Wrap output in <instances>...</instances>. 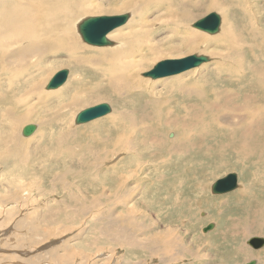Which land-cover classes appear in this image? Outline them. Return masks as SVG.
<instances>
[{"label":"rangeland","instance_id":"obj_1","mask_svg":"<svg viewBox=\"0 0 264 264\" xmlns=\"http://www.w3.org/2000/svg\"><path fill=\"white\" fill-rule=\"evenodd\" d=\"M69 1L71 2V0ZM130 1H132L131 7L126 8V9L120 7L121 0L101 1L103 3L102 5L103 13L100 12L96 14H81L80 16L74 19L72 23V27H74V34H76V36L78 37L77 40L79 44L83 46L84 49L80 48L78 51H76L74 48L76 52L69 50L71 54H68L64 50L56 51L57 47H65L67 45V42L66 41H53L50 38L48 39L49 42H55L57 44L54 46V49L44 51L45 56L43 58H46V59L43 61V63L38 68H35L34 70H32L31 76L38 79L37 80L38 84L35 89L44 91V92L45 91L49 92L51 90L45 89V85L48 82L49 78L55 73V71H58L59 69H62V68H67L69 70V74L67 76L66 81L63 84L64 85L63 88L65 89L57 88L58 89L57 91L62 89L59 92V94H63L67 96V104L65 106L58 105L56 104L57 102L50 103L52 102L53 99H48V101L46 102V108L42 109V106L44 104L42 103L38 105V103H41V102L36 101L37 103H36V108H35L36 112H35L34 109L32 108V103L29 102L31 99L28 100L27 98V101H25L22 98L24 94V90L26 88H29V86L27 87V81L31 80L30 75H29L30 73H28L27 71H23V74L21 73L17 75L16 78L18 79H14L15 76L14 77L11 76L9 78L10 80L7 78V76H4L2 73H0V135L5 138V142L10 141V139L14 138L15 143L16 142L20 143L22 145V149L19 148L20 154H23V151L26 153V156L29 154H32V155H29V157H27L28 159H27L26 164H24L23 166H18L12 160L10 159L6 160L4 158V151L7 150L9 147L14 148L10 143L7 144V146L3 145L5 147H1L2 150L0 149V156H1L0 159H2L0 160V185H1L0 186V198L2 200L6 199L5 201L8 200L10 202H13L14 200L16 201V203L13 202L14 205H11V204L7 205V206L11 205L9 210H11V212L12 211L14 212V213L12 212L13 213L12 216L14 217L11 216L12 213L8 216V215H5V213L0 210V215H1L0 218L2 219V215L3 217L6 216L4 220L5 223L2 221L3 223L1 226L3 228L2 227H1L2 229L0 228L1 229L0 232L2 230L3 231L7 230V233L9 232L8 235L6 233L7 235L6 236L7 238L5 237L6 244L3 242H1L0 244V247H1L0 253L3 252L0 254V255L3 254L0 257H4V259L2 260L0 258V264H10V263L13 264V261H14V264H16L15 262H17L18 258L15 259L12 257L13 252L15 251L14 248H16L15 246H13L17 242V240L15 239L16 237L19 240V242H17L18 244L20 245L21 243L24 244V247L21 245L22 247H20L19 250L22 249L23 251H26V252L30 250L28 252L29 253L28 258H30V261L25 262L22 260L23 261L22 264H33V263L36 264L37 262L40 263L41 261H37L34 256L38 254L39 256L43 257L44 250L41 247L47 246L52 241H56V240L58 241V238L62 240L61 244L56 249H54V252L55 251L57 252L58 258L55 260L49 259L48 262L45 264H48V263L49 264H63V263L64 264H80V263L81 264H94V263L95 264H103V263L104 264H119V263L123 264L124 263L123 261H127L128 264H137V263L138 264H167V263L168 264H172V263L173 264H187V263L188 264H191V263L192 264H245L246 262L252 259L255 260V264H264V245L260 248H252L251 246H247L248 244H246V239L250 236H258V237L264 238V211L253 210L254 208L260 207V205L261 207H264V184H263L264 183V160L263 159L260 160L259 158H257L258 152H256L255 154L252 153V154L247 155L246 161H242L241 159H238L239 156L236 155L233 150H230L225 147L224 149L213 148L214 149L213 150L212 148H210L206 150V148H204L205 135L208 132H211L213 130L212 126L214 124L207 126L209 128L205 129L202 123V120H201L202 118V111H201L199 112V115L196 117H194L193 114H191L190 117L186 119V121H183L181 118L177 120L179 121V124H180L179 125L180 128L178 127V130L177 128H173V127H170L169 129L168 125L167 127L162 126L160 122L153 123L152 128L153 129L156 128L157 131L155 130L156 131L155 134L149 136L150 139H159V138L162 139L163 138V140H168L172 138V136L171 137L168 136V133L170 132V133H173V137L176 138V142L177 141L179 142L180 139H186V138L188 140L187 144H190L194 141L198 142L197 143L198 145L197 147H195V150H191L189 153L172 154V155H170L171 153H160L161 155L160 156L158 152H156L155 150L158 148L157 146H153V148L150 147V149L146 147L145 145L143 146V143L145 144L146 138H145V135L143 134L144 127L142 128L139 127L142 125V123H139L140 121L137 123L138 125L133 126L132 128L130 126L129 119L127 120L123 119L120 117V115H118L120 111L121 112L123 111L125 113L131 112L132 115L134 114L133 118L136 117V121H138L139 116L136 111H142L143 113V107L141 106L144 104L146 99L154 100L153 102H149L147 104V112H148V115L150 116L152 104L154 102H158L160 98H167L166 96H169L170 98L172 97V99L175 101L176 99L173 98V95L174 96L175 95L179 96V94L182 95L180 90H178L179 87H182L185 84L188 86L196 84L195 87L198 89L199 88L208 89V88H211L212 86V83H211L212 80H214L215 84L216 85L218 84L219 87L225 88L228 90L221 96V101L226 102L231 106H239L241 104V101L238 98V96L244 93L243 87L245 85L251 84L254 87V89H256V85L251 83L252 79L260 83L262 82V79L258 76V74L254 76V73L251 72L250 69L253 63L254 65L255 64L258 65L261 62H262L261 64L264 63V55H263L264 54L263 52L264 51V41L262 43L263 45L262 47H259L257 49L252 48L254 51L252 49H246L244 52L241 51L242 52L241 55H238L237 53H235L234 48L232 52L228 50L225 44V42L227 41L226 33L228 31L230 32L233 29L237 31L241 30L243 26H244V30L248 29V27L249 28H259L262 31L259 29L257 30L260 33L261 32L264 33L263 31L264 30V0H250L252 4V10H254V12L250 10V7L249 8L247 7L246 11L244 12L241 4L240 6L235 5V4L231 5V3L227 5L224 0H222L225 3L223 5L224 7L222 8H215V7H210L209 5H207V6H203L202 8L192 9L193 11H196V10L198 11L190 19L189 24L187 23L186 25L182 26L180 29L181 30L186 29V30H192V31L196 30L197 34L201 36L199 39L200 42H204V41H208V42L200 43L198 46L195 47V49L193 48V50H188V51H186L184 48L181 49L182 51H178V49L177 51H170L167 49L169 47L178 46L180 43L185 42V40H182L181 35H179L178 33H175L174 35L167 37L163 33V31H160V28L164 27V18L161 15H158V18L161 21L157 25V28H156L157 30H153L152 35H151L152 41L158 38V42H159L158 44L153 45V52H154L153 55L154 56L152 55L153 57H151L149 61L145 57H141L144 60V63L143 64L140 63L143 66H142V69H140L139 71V76H138L137 81H138V85H141L142 83L141 85L142 93L140 92V89L139 91L133 90L131 91V94L129 96L121 98L118 95V92L122 89H115L113 87V83L111 80L112 75L105 72L103 68L104 64L99 62V59H100L99 54H101L100 50H111L110 48H112V46L113 48L117 46L118 40H116V38L120 34H122L124 30H126L124 27L125 25L121 26L122 28L120 27V29H117L114 33H112L111 38H109V40L112 41V45L97 46V47H94V45H90V44L83 42L79 33H77L78 31L76 27H77V23L79 20L89 15L118 14V13H123V12H129L131 14L130 17L128 18L129 21L127 20L128 21L127 25H128L131 20H133V22H137L140 18L139 14L148 13L149 10L151 9L149 7V4L146 3L145 0H130ZM174 1L178 2L177 0H174ZM15 4H16L15 1L8 0L5 4V8L8 11H10L13 5ZM175 5H177V3ZM153 10L155 12L159 11L157 8H154ZM211 11H215L221 16V24H220L219 31L217 33L210 35L204 31H199V29L197 30V28L191 25L195 20L199 19L200 17H202L203 15ZM241 11L245 13L244 16L241 13ZM135 14H137V16H135ZM169 38H180L178 40L179 43L177 44L175 41ZM252 41L254 43H257L258 39L252 40ZM24 43L28 45H32V46L37 45V41L34 39L25 40ZM166 43H167V46H166ZM162 47L164 49H167V52L158 54L157 52ZM220 51H222L223 53H220ZM190 54H205L209 56L210 61L205 62L200 67L191 69L190 72H187L185 74H180V75L173 74V76L169 75L167 77H162V78L160 77V78H155V79L142 75L143 72L151 69L158 61L162 59L178 58V57L180 58V57L190 55ZM222 57H225L228 62L226 61V63H224L222 60ZM242 58H244V61H241ZM82 59L84 61L81 63H78V61ZM227 63L235 65L238 73L241 74L239 78L234 81V83H226L225 81L227 79L226 72H223V70L224 71L227 70L226 69ZM136 78H134V80ZM206 78H208L209 80H206ZM39 80H42V82ZM203 80H206L208 82L206 84L201 83ZM261 84H264V82H262ZM148 87H151L152 90L151 91L148 90L147 92L146 90ZM174 91H177L179 94L174 93ZM94 93L98 94V98H95V97L92 98ZM48 96L52 97L53 94H50ZM10 99L13 101V103L11 102ZM14 99L15 101L22 99V101L21 102L18 101L17 104H15ZM196 100L198 104H202V101H199V99H196ZM104 101L107 102L111 107V111L108 114L100 118H96L95 120H91L90 122L88 121L86 123L78 124V125L73 124L74 123L73 117H75V114L78 111H80L81 109L85 107L97 104V102L100 103ZM187 101L189 103H191L192 101L195 103V100L187 99L183 101L181 104H178L177 101L175 103L172 101L171 103H169L170 104L169 106L166 105L165 107H168V109L169 108L179 109L180 105L184 106V104H188ZM26 103L30 104L31 106ZM29 106L31 107V110ZM159 108H156V112L160 111ZM168 109H167V112H168ZM45 111H48V112H45ZM51 111H53V113L50 116ZM72 112L74 113L70 117V119L69 117L66 118V115ZM160 112H164V111H160ZM229 113H231V111L227 109L226 112L222 114H217L214 116V118L215 120L221 121L222 123L228 125L229 122H232L228 120V118L226 117V114H229ZM15 118H18V119L14 120ZM131 121H134V120H131ZM153 121L154 120H152L151 122ZM9 122L12 123V125ZM29 122L30 123L33 122L34 124L37 125L38 127L37 131L31 137L22 136V138L24 137L23 140L19 139L21 138V134L20 132H18L19 129L21 128L23 124L25 125ZM190 128L191 129L193 128L194 131H189L191 130ZM67 130H75V132L78 133L76 141L82 144V146L84 144L85 146L87 145H90L92 147L94 146L95 150H92L93 156L94 155L98 156L100 153L102 154V151H104L105 149H109V151H112L110 156L106 157L103 160L98 158V160L94 161L92 154L91 155L86 154V153L83 154V151L77 150L78 148L80 149L82 147L81 145L79 146L78 143H75V141L70 142L69 139L68 141H64L65 139L62 138L64 135L63 133L66 132ZM183 133H185L184 136H182ZM199 133L203 135H200ZM154 136H156V138ZM207 137H206L207 145L213 143L212 137L220 138V137H216L212 135H209ZM120 138H124V142L126 141L127 144L131 142L136 146L138 145V148L140 149L137 152L133 153L131 149L126 148L127 146L126 142H125V146H123L122 143L120 144V146H118L117 141ZM140 140L141 142H139ZM75 145L77 146L76 148L73 147ZM161 146L163 148L165 146V143L162 144ZM66 147L69 148L70 152L77 153L78 156H80L82 153L81 156L83 158H81L80 156L81 162L79 163L77 162V164H73V166H71V164L68 162L64 163V161L61 159H58L59 161L55 159L56 157H59V156L61 157L66 154V152H63L65 151ZM114 147L116 149L120 148L119 150L120 151L122 150V151L120 152L117 149V152H115L112 150V148ZM70 148L73 150L75 149L77 152L72 151ZM59 150H61V152ZM62 152H63V155L61 154ZM227 152H228V156H226ZM259 152H262V149H259ZM149 157H151V159ZM90 159L92 162L90 161ZM163 159L164 161H162ZM118 161L120 164L118 163ZM85 162L87 165L85 164ZM94 162H97V163H94ZM124 162L127 164H125ZM115 164H118V165L124 164L125 168L123 169L125 170L122 172V175L125 178V185L126 186L128 185L130 188H134V190L130 194H128L127 197H125L126 199L125 202H122L120 200L119 205H116L115 206L116 208L114 207L115 209L113 210H116V211H113L115 214L114 217L116 219L123 218L122 220H118L119 223L123 226H127V228L130 229V231L133 234L143 235L142 232L144 231L145 235L144 236L141 235V237L143 238L152 240L157 237H158L157 239H164L166 237L165 239L167 240V243L170 244V245L168 244L169 252H166L165 254V251H167L166 250L167 248L163 249L162 248L163 246H161V249L157 250L156 252L154 251L153 253H148V252L145 253L141 251L140 249H127L125 247L122 248L121 245H114L110 241L109 242L106 241L104 243L97 242L94 244V242L96 241H94L93 238H95L99 234L97 227L101 225V224L98 225V223H101L100 221H98L96 227L95 225L93 226L94 222L92 221V219L94 220L100 214V213L98 214V211H95V209H93L95 213H92L94 211L89 212L90 216H89V213L86 215L81 214V216L79 215V216L73 217V219L74 218L75 219L74 220L71 219L72 221L67 220V217H66L67 215H65L64 213L62 214L57 213L55 217L56 221L54 223L48 224V225L44 223V226H42V229H40V234L38 235V237L40 236L39 237L40 240L35 239L36 243H33L35 245H33L32 243L31 244L26 243L25 238L28 237V229L25 228V231H24V227L14 226L15 220L21 217L26 218V215H27V219L33 218L36 216V214L40 210L41 212H45L46 210H48V208L53 207L57 203H59L60 206H62L63 208L67 210H69L70 207L67 208L66 203H69V202L71 203L78 202V204L80 203V205L82 203L87 205L88 203H90L91 199L95 200V198L97 199V197L98 198L100 197L99 192L103 190V183H101V180L104 183H107V181L110 179V176H106L104 178V172L108 166H113ZM63 166L65 169L63 168ZM69 168H71L72 171H71V174L68 175L67 179L64 178V181H62L61 178L59 179L58 177H60L62 173L65 170H68ZM35 172H36V175H34ZM228 172L237 173L238 187L232 191H229L223 194H213L210 190V186L212 182H214L217 178L222 177ZM88 173H89V176H88ZM160 173H162V178L159 179L158 181H155V178L158 175H160ZM18 175L19 176L21 175L20 176L21 180L24 179L25 181L21 182V180H19L20 178H16V176ZM86 175L88 176V178L85 177ZM152 179H154V181ZM33 180L35 182H33ZM49 180L53 182L51 183L49 182ZM89 180L92 182H90ZM6 185H9L11 187V190L7 192L4 191V188L6 187ZM25 187L27 190H25ZM42 191H44V193ZM81 191H84L85 193ZM96 191L97 193H95ZM68 193L75 194L76 198L74 200L73 199L69 200V198L65 197V195H67ZM48 195H50L51 197ZM86 195L89 196L90 199ZM30 197L32 198L31 201H29ZM37 198L38 199L40 198L39 201ZM63 198L67 200L65 201ZM9 199H12V201ZM17 199L19 201L20 199H22L21 201L23 202L26 201V202L25 203L19 202ZM25 199H27L28 201ZM43 202H45L44 205H43ZM126 202H128V204L125 205L124 203ZM35 203L36 204L38 203L37 204L38 206H36ZM136 203L138 205L137 206L138 210H134L131 208ZM244 204L245 206H243ZM18 205H21V206H18ZM17 206L19 208H17ZM40 206L42 207V209H40L41 208ZM126 206L128 207L125 208ZM43 209L45 211H43ZM133 210L134 212L138 211V214H134L133 212L134 214L133 215L132 214ZM139 210H140V213H139ZM17 214L21 217H19ZM93 214L94 215L96 214V215L94 216ZM154 216H158V217H154ZM191 216L192 218H190ZM78 217H80V219ZM90 218L91 220H89ZM157 218L159 221L156 220ZM163 218H165L164 221L161 220ZM126 219L130 222H127ZM12 220L14 221L11 222ZM80 220H82L83 223ZM137 221H140V222L134 223ZM6 223L8 224V226ZM208 223H214V227L205 232L202 231V227L207 225ZM242 223H246V224L248 223V225L250 226L248 233H246L245 235L244 233L246 232V230H243L244 232H242L241 230L238 232ZM59 225H61V227ZM128 225H132L131 228L133 230L135 229L134 230L135 232H133L130 226ZM174 225L177 227H175ZM152 227L157 231L153 230L151 232L150 228ZM86 229H88L89 231ZM94 229H95V232L93 231ZM18 231L20 233L19 235L20 238L18 234L16 233ZM52 231L54 233L51 234ZM177 232L180 233L181 235L178 234ZM94 233H96L97 235ZM12 234L14 235L13 237H12ZM242 234L244 237L241 236ZM58 235L60 237H58ZM149 235L150 237H148ZM160 235L162 237H160ZM65 239H68V240H65ZM88 241H90V243ZM7 242L10 244H8ZM37 244L39 246H37ZM181 244H183L184 246V249H185L184 251L181 249ZM10 245L12 246L10 247ZM28 247H31V249L30 248L27 249ZM108 249L109 251H111L109 252V255L111 254V256H108L107 257L108 259L105 258L103 260H100L99 259L100 256L97 255V252L102 251V250H108ZM203 249L209 253V257L195 258L189 252V251L205 252ZM33 251L35 252V254ZM39 251H41L42 253H40ZM124 252L127 254V257H124L123 261H121V258H118L120 259L118 260L116 258L118 257V254L124 253ZM187 252H189L190 255L187 254ZM62 253L63 255L65 254V256H63ZM184 253H186L187 255L182 256V254ZM21 254H23V252H21ZM69 254H70V257L68 256L67 258H65L66 255H69ZM83 254L88 256L87 259L85 258L86 256L82 257L84 256ZM174 254H178L176 261L169 260V258H167V256L170 257L169 255H174ZM8 256H11V257H8ZM180 256L182 257L181 259H180ZM31 257H34V258H31ZM138 260L139 261L141 260V262H139ZM61 261H63V263ZM40 264H43V263L41 262Z\"/></svg>","mask_w":264,"mask_h":264},{"label":"bare ground","instance_id":"obj_2","mask_svg":"<svg viewBox=\"0 0 264 264\" xmlns=\"http://www.w3.org/2000/svg\"><path fill=\"white\" fill-rule=\"evenodd\" d=\"M7 1L8 0H0V73H2L4 76H7L8 79L11 76L12 77L15 76L14 79H18V78H16L17 75H19L21 73L23 74V71H27L28 73H30L29 75H30V79L31 80H28L27 81V87L29 86V88H26L24 90V94H23L22 98L25 101H27V98H28V100L31 99L29 102L32 103V108L34 109L35 112H36V109H35L36 108V103L38 101L41 102V103H38V105L39 104H42V103L44 104L42 106V109H45L46 108V102L48 101V99H53L52 102H50V103H56L57 102L56 104L65 106L67 104V96H65L63 94H59V92L62 89H65V88H63L64 87V85H63L64 83L62 84V86L58 87V89L62 88L59 91H57L58 90L57 88L55 90L50 89L51 91H49V92L48 91H45V92L44 91H40V90L35 89L37 87V84H38V82H37L38 79H36L33 76H31V72L35 68H38L43 63V61L46 59V58H43L45 56L44 51H47V50H50V49H54V46L57 44L55 42H49L48 41L49 38L51 40H53V41H66L67 42V45L65 47H57L56 51H58V50H64L68 54H71L69 50H72L73 52H76L80 48L84 49V47L79 44V42L77 40L78 37L76 36V34H74V27H72V23H73L74 19L76 17L80 16L81 14H96V13H100V12L103 13V7H102L103 3L101 1H110V0H71V2L69 0H11V1H15L16 4L13 5V7H12V9L10 11H8L5 8V4H6ZM177 1L178 2H175L174 0H145V2L148 3L149 4V7L151 8L148 13H141V14H139V17H140L139 20L137 22H133V20H131L128 25H127V23H128L129 20L127 19L128 21L125 22L126 24H122V25L118 26L117 28H115V29H113V30H111L110 32L107 33V38L109 39V38H111L112 33H114L117 29H120L121 26L125 25L124 27H125L126 30H124L123 33L120 34L116 38V40H118L117 46L116 47L114 46L115 48H113V46H112V48H110L111 50H100L101 51L100 52L101 54H99V56H100L99 62L104 64V67L103 68H104L105 72H107L110 75H112L111 76V80H112V83H113V87L115 89H122V90H120L118 92V95L121 98H124V97L129 96L131 94V91H133V90L139 91V89H140V92L142 91L141 90L142 83L140 82L141 85H138V81H137L138 76H139V71H140V69H142V66H143L141 64L144 63V60L141 57H145L149 61L150 58L154 56L153 55L154 54V52H153V45L158 44L159 42H158V38H156L155 40L152 41L151 40V35H152L153 30H157L156 29L157 28V25L161 21L158 18V15H161L164 18V27L163 28H160V31H163V33L167 37H170V36L174 35L175 33H178L179 35H181V39L182 40H185V42L180 43L178 46L169 47L167 49L170 50V51H177V49H178V51H182L181 49L184 48L186 51H188V50H193V48L195 49V47L198 46L200 43H204V42L207 43L208 42V41L200 42L199 39H200L201 36L199 34H197L196 30L192 31V30H186V29H182L181 30L180 29L182 26L186 25L187 23L189 24L190 19L198 11V10L193 11L192 9L202 8L203 6H207V5H209L210 7L222 8V7H224L223 5L225 4L222 0H177ZM224 1L226 2L227 5L229 3H231V5L235 4V5H239L240 6V4H241L242 7H243L244 12L246 11L247 7L248 8L250 7V10L254 12V10H252V4H251L250 0H224ZM176 3H177V5H175ZM131 5H132V1H130V0H121V3H120V7L121 8H124V9L130 8ZM154 8H157L159 11L158 12H155L153 10ZM244 12L241 11V13L243 14V16L245 14ZM135 16H137V14H135ZM255 19H257V18H255ZM257 29H259V28H249L248 27V29H245L244 30V26H243L241 30H238L237 31V30L233 29L230 32L228 31L226 33V36H227L226 39H227V41L225 42L228 50L230 52H232L233 51V48H234L235 53H237L238 55H241L242 52H244L246 49H252V48L257 49L259 47H262L263 46L262 43L264 41V33L261 32L262 33L261 34ZM259 30H261V29H259ZM199 31H203V30H200L199 29ZM108 34H109V36H108ZM208 34H210V33H208ZM32 39H34V40L37 41V45L36 46H32V45H28V44H25L24 43L25 40H32ZM169 39L175 41L178 44L179 43L178 40L180 38H169ZM257 39H258V42L257 43H254L252 41V40H257ZM166 46H167V43H166ZM94 47H97V46H94ZM74 48H75L76 51L74 50ZM167 49H164L162 47L157 53L158 54H161V53L167 52ZM253 51H252V53H253ZM220 53H223V52L220 51ZM255 53H257V52H255ZM222 60H223L224 63H226V61H227V59L225 57H222ZM83 61H84L83 59L82 60H79L78 63H81ZM209 61H210V58H209ZM241 61H244V58H242ZM204 63L205 62H202L199 66H196V67H200ZM261 63L258 64V65H256V64L254 65V63H253V65H251V69L250 70H251V72L254 73V76H256L258 74V76L262 79V82H264V63L263 64H261ZM196 67H193L191 69H195ZM191 69H187V70L182 71V72L177 73V74L178 75L185 74L187 72H190ZM226 69L228 71L227 70L224 71L223 69H221V70H223V72H226V78H227L225 80L226 83H234V81L236 79H238L239 76L241 75L240 73H238L237 68L233 64L227 63V68ZM28 73H26V74H28ZM164 77H167V76H164ZM134 78H136V79L134 80ZM144 79H146V78H144ZM206 80H209V79L206 78ZM206 80H203L201 83H205L206 84L208 82ZM39 81L42 82V80H39ZM143 83H144V81H143ZM211 83H212V86H211V88H208V89L207 88H203V89L199 88L198 89V88L195 87L196 84L195 85H190V86H188V85L185 84L182 87H179V88L177 87L178 90H180V92L182 93V95H180L177 91H174V93H178L179 94V96L178 95H175V96L173 95V98L176 99L175 101L172 99V97L170 98L169 96H166L167 98H160L158 100V102H154L152 104L151 115L150 116L148 115V112H147V104L149 102H153L154 100L153 99L152 100L151 99H146L145 102H144V104L141 106V107H143V113H142V111H136L138 113V116H139V120L138 121H136V117L133 118V115L134 114L132 115L131 112L125 113L123 111L122 112L120 111L118 115H120V117L123 118V119H126V120L129 119L130 126L132 128H133V126L138 125L137 123L139 121H140L139 123H142V125L139 126V127L140 128L144 127L143 134L145 135V138H146L145 139L146 140L145 141V144L143 143V146L145 145L149 149H150V147L153 148V146H157L158 148L157 149L154 148V149L156 150V152H158L159 155H160V153H171L170 155H172V154L189 153L191 150H195V147H197V145H198L197 143L198 142L197 141H194V142H192L190 144H187L188 143L187 138L186 139H180L179 142L178 141L176 142V138L173 137V133H170V132L168 133V136L170 135L169 137L172 136V138H170L168 140H163V138L162 139L161 138H159V139H150L149 136L155 134V132L157 131L156 128L155 129L152 128L153 127V123L160 122L162 126L167 127V125H168L169 129H170V127H173V128H177V130H178V127H179L180 124H179V121H177V120H179L181 118L183 121H186V119H188L191 114H193V116L196 117V116L199 115V112L202 111V118H201V120H202V123L204 125V128L207 129V128H209L207 126H210L211 124H214L212 126L213 127V130L211 132H208L207 133L208 135L207 134L205 135L204 148H206V150L207 149H210V148H212V149L213 148L224 149V147H225V148H228L230 150H233L234 153L239 156L238 159H241L242 161H246L247 155L252 154V153L255 154L256 152H258L257 158H259L260 160H262V159L264 160V84H261L260 82L255 81V80L252 79L251 80V83H253V84L256 85V89H254V87L251 84L250 85H245L243 87L244 93L243 94H240L238 96V98L241 101V104L239 106H231L228 103L221 101V96L225 92H227L228 90L225 89V88L219 87L218 84L216 85L215 82H214V80H212ZM13 85H15V84H13ZM8 86H10V85H8ZM32 87H34V88H32ZM125 90H127V91H125ZM148 90L151 91L152 90L151 87H148L146 91L148 92ZM97 93L96 94L94 93L93 96H92V98L93 97L98 98V94ZM50 94H53V96L52 97L48 96ZM187 99H189V100H195V103L193 101H192L193 103L191 101H190L191 103H189L187 101L188 104H184V106L183 105H180V108L179 109H172V108H169L168 109V107H165L166 105L169 106L170 105L169 103H171L172 101L174 103L177 101L178 104H181L183 101H185ZM196 99H199V101H202V104H198V102H197ZM18 101L21 102L22 99L21 100H18ZM18 101H15V99H14V103L15 104H17ZM11 102L13 103L12 100H11ZM26 104H28V103H26ZM28 105H30V104H28ZM156 108H159L160 111H164V112H160V111L156 112ZM138 109H140V108H138ZM167 109H168V112H167ZM227 109L229 111H231V113L226 114V117L228 118V120H230L232 122H229L228 125H227V124L222 123L221 121L215 120V118H214L215 115L222 114V113L226 112ZM30 110H31V107H30ZM48 111H45V112H48ZM52 113H53V111H51L50 116L52 115ZM73 113L74 112L68 113L66 115V118L69 117V119H70V117L73 115ZM134 113H135V111H134ZM37 115H35V116H37ZM258 118H260V119H258ZM17 119L18 118H15L14 120H17ZM93 120H95V119H93ZM131 120H134V121H131ZM152 120H154V121L151 122ZM12 123H10V124L12 125ZM23 126H24V124L21 126V128L18 131V132H20V134H21V129H22ZM37 128H36V130L31 135H29L27 137H31L32 135H34L35 132L37 131ZM85 129H86V127H85ZM192 129L189 130V131H194V129L193 130ZM96 131H97V129H96ZM184 131H186V130H184ZM63 134H64L63 137L62 136L61 137L65 139L64 141H68V139H69L70 142H74L75 141V143H78L76 141V138L78 136V133H76L75 130H67ZM184 134L185 133H183L182 136H184ZM135 135H136V133H135ZM200 135H203V134H200ZM209 135L216 136V137H220V138H214V137H212L213 138V141H212L213 143L207 145L206 137L209 136ZM2 137L3 136L0 135V149L1 150H2L1 147H5L3 145H6L7 146V144H9V143L14 147V148L9 147L7 150L4 151V158L6 160H8V159L12 160L18 166H23L24 164H26L27 163V159H28L27 157H29V155H32V154H29V155L26 156V153L24 151H23V154H20L19 148L22 149V145L20 143H17V142L15 143L14 138L10 139V141L5 142V138L4 137L2 138ZM121 137H123V136H121ZM154 137L156 138V136H154ZM23 138H22V134H21V138H19V139L23 140ZM117 142H118V144H117L118 146H120L121 143L123 144V146H125V142L126 141L124 142V138H120V139H118ZM139 142H141V140ZM164 143H165V146L162 148L161 145L164 144ZM68 144H69V142H68ZM126 144H127V142H126ZM76 145L73 146V147L76 148L77 147ZM78 145L79 146L80 145L82 146V144H80V143H78ZM199 146H201V145H199ZM126 148L131 149L133 153L137 152L140 149V148H138V145L136 146V145H134L131 142L127 144ZM117 149L115 147L112 148V150L115 151V152H117ZM259 149H262V152H259ZM71 150L72 151H76L75 149L74 150L71 149ZM77 150L83 151V154L86 153V154L91 155L92 154V150H95V148H94V146L93 147L90 146V145L85 146V144H84L80 149L78 148ZM59 151L61 152V150H59ZM152 151H154V150H152ZM63 152H66V154L64 156H61L60 157L58 155L59 157H56L55 159H57V160L58 159H61V160L64 161V163L65 162H68V163L71 164V166H73V164H77V162L78 163L81 162L80 156L82 155V153H81L80 156H78L77 153L70 152L68 147H66L65 148V151H63ZM63 152L61 153L62 155H63ZM111 152L112 151H109V149H105L104 151H102V154L100 153L98 156H96V155L93 156V154H92L93 160L96 161V160H98V158L103 160L106 157H109L110 154H111ZM148 152H150V151H148ZM128 153H130V152H128ZM141 153H143V152H141ZM143 154H145V153H143ZM221 156H223V155H221ZM226 156H228V152L226 153ZM81 158H83V157L81 156ZM149 158L151 159V157H149ZM165 158H167V157H165ZM108 159H110V158H108ZM0 160H2V159H0ZM155 160H156V158H155ZM256 160H258V159H256ZM90 161H91V159H90ZM162 161H164V159ZM227 161H229V160H227ZM4 162H5V160H4ZM94 163H97V162H94ZM118 163H119V161H118ZM85 164H86V162H85ZM125 164H127V163H125ZM129 167H131V166H129ZM129 167H128V169H129ZM63 168H64V166H63ZM81 168H82V166H81ZM123 168H125L124 164L123 165L122 164L121 165L115 164L113 166H108L106 168V170L104 172V178L106 176H110V179L107 181V183H104L101 180V183H103V190H101L99 192L100 193L99 194L100 197L99 198L97 197V199L95 198V200L94 199L93 200L91 199L90 203H88L87 205H85L84 203H82L80 205V203L78 204V202L77 203H71V202L68 201L69 203H66V205H67V208L68 207H70V208H69V210H67V209L63 208L62 206H60L59 203H57L53 207L48 208V210H46V211L44 210L45 209L44 208L43 211H45V212H41V210H40L39 212H41V213L38 212L35 217L30 218V219H27V215H26V218H22L21 216H19L17 214L21 218H19L17 220L14 219L15 220L14 226L24 227V231H25V228H27L28 229V237L25 238L26 243L27 244L28 243H30V244L32 243L33 244V243H36V240L35 239H39L40 236L38 237V235L40 234V229H42V226H44V223H46L47 225L54 223L56 221L55 220L56 219L55 217H56L57 213H60V214L64 213L65 215H67L66 216L67 217V220L70 221L71 219H73V217H76V216H79V215L81 216V214H83V215L85 214L86 215L90 211H94L93 209H95V211H98V214L99 213L100 214L96 218L93 217V218H95L94 220L92 219V221L94 222L93 226L95 225V227H96L98 221L101 222V223H98V225L99 224H101V225H99L97 227V230L99 231V234L96 232L98 234V236H96L95 238H93L94 241H96V242H94V244L97 243V242H103L104 243L106 241H108V242L110 241L114 245H121L122 248L125 247L127 249H140L141 251H143L145 253L146 252L153 253L154 251L156 252L157 250L161 249V246H163L162 247L163 249H166L167 248L166 249L167 251H165V254H166V252H169V250H168L169 249L168 248V244L169 243H167V240L165 239L166 237L164 239H157L158 237L157 238H154V236H155L154 235L153 236L154 239H152V240H149L147 238H143V237H141L142 234H139L140 236L139 235H136V234H133L130 231V229L127 228V226L121 225L118 220H122L123 218L120 219L118 217L119 219H116L114 217L115 214H114L113 211H116V210H113V209L116 208L115 206L116 205H119L120 200L122 202H125L126 201L125 197H127V195L130 194L134 190V188H130L128 185L127 186L125 185V178L122 175V172L125 169H123ZM103 170H104V168H103ZM71 171H72L71 168H69L68 170H65L62 173V175L60 174L61 176L58 177V178L59 179L61 178V180L64 181V178L67 179L68 175L71 174ZM57 172H59V171H57ZM95 173H96V171H95ZM125 174H127V173H125ZM34 175H36V172H35ZM20 176L18 175V176H16V178H20ZM88 176H89V173H88ZM88 176L86 175L85 177L88 178ZM102 177H103V175H102ZM161 178H162V173H160V175H158L155 178V181H158ZM19 180H21V178ZM152 180L154 181V179H152ZM1 181H3V180H1ZM22 181H25V180L23 179V180H21V182ZM42 181H43V179H42ZM33 182H35V181L33 180ZM49 182H51V181L49 180ZM90 182H92V181H90ZM75 187H76V185H75ZM9 190H11V187L9 185H6V187L4 188V191L7 192ZM25 190H27L26 187H25ZM48 191H50V190H48ZM97 191H99V190H97ZM97 191L95 193H97ZM28 192H30V191H28ZM42 192L44 193V191H42ZM81 192H84V191H81ZM14 194H16V193H14ZM87 195H88V193H87ZM48 196H50V195H48ZM39 197H41V196H39ZM65 197L69 198V200L70 199L71 200L72 199L74 200L76 198L75 197V194H70V193H68L67 195H65ZM87 197H89V196H87ZM8 198H9V196H8ZM12 199H9V200L12 201ZM31 199L32 198L30 197L29 201H31ZM39 199H38V201H39ZM63 199L65 200V198H63ZM89 199H90V197H89ZM5 200H2L0 198V210L2 212H4L5 215H8L9 216L13 212V211L11 212V210H9V208L11 207V205H14L13 202L16 203V201L14 200L13 202H10V201L7 200L8 201L7 202ZM21 200L22 199H20V201L19 200L18 201L19 202H23ZM25 200H27V199H25ZM32 201H34V200H32ZM48 201H50V200H48ZM25 202H23V203H25ZM85 202H86V200H85ZM8 204H11V205L10 206H7ZM37 204H36V206H38ZM44 204H45V202H43V205ZM124 204L126 205V204H128V202H126ZM131 204H132V202H131ZM18 206H21V205H18ZM18 206H17V208H19ZM73 206H75V207H73ZM137 206L138 205L136 203L131 208L134 209V210H138L137 209L138 208ZM243 206H245V204ZM127 207L128 206H126L125 208H127ZM40 209H42V207ZM122 209H123V207H122ZM134 210L132 211V214H133ZM140 210H141V208H140ZM140 210H139V213H140ZM253 210L264 211V207H261V205H260V207L254 208ZM95 211L92 212V213H95ZM222 211H224V210H222ZM2 212H1V214H2ZM25 212H26V210H25ZM130 212H131V210H130ZM136 212H134V214H138V211H136ZM13 213L11 214V216L13 215ZM23 214H21V215H23ZM65 215H64V217H65ZM143 215H145V214H143ZM89 216H90V213H89ZM5 217H3V215H2V219L0 218L1 219L0 220V228L2 227L1 225L4 222ZM12 217H14V216H12ZM64 217H62V218H64ZM85 217H87V216H85ZM154 217H158V216H154ZM78 218L80 219V217H78ZM127 218H128V216H127ZM190 218H192V216ZM14 220H12L11 222H13ZM89 220H91V218ZM156 220H158V218ZM161 220L164 221L165 218H163ZM8 221H6V222H8ZM80 221H82V220H80ZM127 222H130V221L127 220ZM139 222L140 221H137V222H134V223H139ZM61 223H62V221H61ZM82 223H83V221H82ZM251 223H253V222H251ZM7 226H8V224H7ZM59 226L61 227V225H59ZM128 226H130V228H131L132 225H128ZM150 227H151V225H150ZM175 227H177V226H175ZM203 227H202V229H203ZM88 229H86V230H88ZM150 229H151L150 230L151 232L153 230H155L153 227L150 228ZM238 229H239V227H238ZM249 229H250V226L248 225V223L247 224L246 223H242L240 229L238 230V232L240 230L242 232H244L243 230H246V232L244 233V235H245L246 233H248V230ZM91 230H92V228H91ZM134 230L132 229L133 232H135ZM2 231L0 232V244H1V242H3V243L6 242L5 241V237L9 233V232L7 233V230H5L3 232ZM93 231L95 232V229ZM155 231H157V230H155ZM6 233H7V235H6ZM16 233L18 234V236L20 235L19 231L16 232ZM52 233H54V232L52 231L51 234ZM96 233H94V234H96ZM142 233H143L142 236H144L145 235V232L143 231ZM157 233H159V232H157ZM62 234H64V233H62ZM178 234H180V233H178ZM13 236L14 235L12 234V237ZM241 236L244 237L243 234ZM12 237H11V239H12ZM58 237H60V236L58 235ZM148 237H150V235ZM160 237H162V236L160 235ZM19 238H20V236H19ZM27 238H28V240H27ZM9 239H10V237H9ZM15 239L17 240V242H19V240L17 239V237ZM144 239H145V241H144ZM167 239H168V237H167ZM6 240H8V239H6ZM65 240H68V239H65ZM170 240H171V238H170ZM13 241H14V239H13ZM61 241L62 240H60V238H58V241L57 240L56 241H52L47 246L41 247L44 250V256L41 257V256H39L37 254L36 256H34L36 258V260L37 261H41L43 264H45V263L48 262L49 259L50 260L57 259L58 258L57 257V252L55 251L56 252L55 253L54 252V249H56L61 244ZM71 241H73V240H71ZM90 241H88V242L90 243ZM9 242H10V240H9ZM17 242L15 244L13 243L14 244L13 246H15L16 248H14L15 251L13 252L12 257L15 258V259L18 258L17 259V262H15V263L16 264H20V263L22 264L23 261H25V262L30 261V258H28V254H29L28 252L30 250L27 251V252L26 251H23L22 249L19 250L20 247H22V246L24 247V244L21 243V245H22L21 246ZM43 242H44V240H43ZM69 242H70V240H69ZM45 243H46V241H45ZM8 244H10V243H8ZM8 244H7V246H8ZM38 244H37V246H39ZM72 244H74V243H72ZM33 245H35V244H33ZM43 245H44V243H43ZM91 245H92V243H91ZM11 246L12 245H10V247ZM75 246H74V248H75ZM247 246H249V245H247ZM32 247H34V246H32ZM117 247H115V248H117ZM29 248L31 249V247H28L27 249H29ZM0 249H1V247H0ZM181 249L183 251L185 250L183 244H181ZM10 251H11V249H10ZM171 251H172V249H171ZM204 251L205 252H203V251L202 252L201 251H199V252L189 251V252L195 258H199V257L207 258V257H209V253L206 250H204ZM21 252H23V254H21ZM39 252L42 253L41 251H39ZM109 252H111V251H109V249L108 250H102V251H98L97 252V255L100 256L99 257L100 260H103L105 258L108 259L107 257L108 256H111V254L109 255ZM189 252H187V254H189ZM1 253H3V252H1ZM34 254H35V252H34ZM170 254H172V253H170ZM187 254L184 253V254H182V256H186ZM2 255H0V256H2ZM23 255H24V257H23ZM62 255H63V253H62ZM63 256H65V254ZM68 256L70 257V254L69 255H66L65 258H67ZM85 256L86 255H84L82 257H85ZM89 256H91V255H89ZM164 256H166V255H164ZM169 256L170 257L167 256V258H169V260H175L176 261V259L178 257V254L169 255ZM8 257H11V256H8ZM34 257H31V258H34ZM87 257L88 256H86L85 258L87 259ZM124 257H127V254L125 252L124 253H119L118 254V257H116V258L117 259L118 258H121V261H123ZM149 257H150V255H149ZM0 258H1V260L4 259V257H0ZM128 258H130V257H128ZM181 258L182 257L180 256V259ZM71 259H73V258H71ZM99 259H97V260H99ZM80 260H79V262H80ZM118 260H120V259H118ZM84 261H86V260H84ZM33 262H35V261H33ZM61 262L63 263V261H61ZM79 262H77V263H79ZM123 262L125 264L127 263V261H123ZM139 262H141V260ZM40 263L37 262L36 264H40ZM13 264H14V261H13Z\"/></svg>","mask_w":264,"mask_h":264},{"label":"water","instance_id":"obj_3","mask_svg":"<svg viewBox=\"0 0 264 264\" xmlns=\"http://www.w3.org/2000/svg\"><path fill=\"white\" fill-rule=\"evenodd\" d=\"M129 12L118 14H98L89 15L77 23V31L81 39L90 45L107 46L112 45V41L107 38V33L124 24L129 18ZM221 16L211 11L192 23V26L203 30L207 33L214 34L219 31ZM209 61V56L205 54H190L180 58H167L158 61L151 69L142 73L143 76L150 78H159L180 73L187 69L199 66L202 62ZM69 70L62 68L56 71L48 80L45 89H56L60 87L67 79ZM111 107L107 102H100L78 111L74 117V124H83L93 119L108 114ZM37 128L34 123L25 124L21 129L24 137L31 135ZM170 136V135H169ZM238 187V175L236 172H228L222 177L212 182L210 190L213 194H223L232 191ZM214 227V223H208L203 227V231L210 230ZM246 244L252 248H260L264 245V238L258 236H250L246 239ZM245 264H255V260H250Z\"/></svg>","mask_w":264,"mask_h":264}]
</instances>
